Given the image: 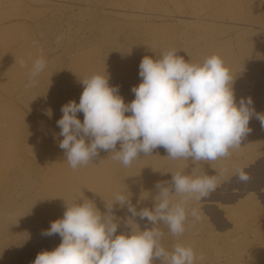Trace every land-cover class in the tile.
Returning a JSON list of instances; mask_svg holds the SVG:
<instances>
[{
	"label": "rangeland",
	"instance_id": "obj_1",
	"mask_svg": "<svg viewBox=\"0 0 264 264\" xmlns=\"http://www.w3.org/2000/svg\"><path fill=\"white\" fill-rule=\"evenodd\" d=\"M173 48L191 62L221 56L234 77L237 103L250 96L255 111L264 113V0H0V264H32L38 253L57 247L62 238L42 231L67 205L85 199L102 214L109 205L114 209L117 235L137 225L150 229L146 218H133L127 204L115 203L114 194L129 196L137 212L152 209L157 182L194 168L227 172L206 199L188 202L201 219L189 216L181 236L156 225L164 232L162 245L168 251L191 245L196 264H264V129L255 117L241 147L210 164L171 160L160 147L141 153L130 167L101 150L73 170L59 148L57 120L64 104L79 103L80 79L107 73L130 103L131 89L142 82L143 57L159 58ZM41 56L47 69L35 87H26ZM77 117L83 122L82 112ZM236 168L251 179L240 182Z\"/></svg>",
	"mask_w": 264,
	"mask_h": 264
},
{
	"label": "clouds",
	"instance_id": "obj_2",
	"mask_svg": "<svg viewBox=\"0 0 264 264\" xmlns=\"http://www.w3.org/2000/svg\"><path fill=\"white\" fill-rule=\"evenodd\" d=\"M20 65L24 67V62ZM46 69L45 58L36 59L26 87H35L37 77ZM139 76L142 82L131 89L135 98L130 103H125L118 86L109 84L107 73L80 79L83 91L79 103L71 100L64 104L63 115L57 120L63 137L59 148L65 150L73 170L88 165L101 150L130 167L141 153L151 155L160 147L171 160L210 164L241 147L252 132L249 123L253 117L264 129V113L255 111L250 96L237 103L234 77L218 54L205 57L202 63L186 61L175 48L159 58L144 56ZM81 112L83 122L77 117ZM225 172L224 168L213 175L200 174L195 168L190 174L171 172L170 181L155 184L159 191L154 207L139 212L129 196L114 194L115 203L121 207L127 204L133 218H146L153 225L150 229L140 230L137 225L131 232L117 235L119 225L110 205L106 214L87 199L67 205L63 217L41 233L58 234L61 243L38 253L32 264H154L155 259L161 264H196L197 254L191 245L177 243L168 251L161 243L164 232L156 225L163 224L173 236H181L189 216L194 221L201 219L200 209L189 208L188 202L206 199ZM234 174L240 182L251 179L243 168H236Z\"/></svg>",
	"mask_w": 264,
	"mask_h": 264
}]
</instances>
